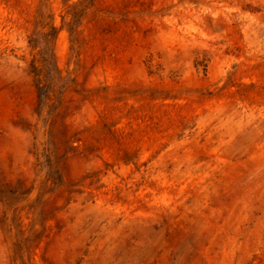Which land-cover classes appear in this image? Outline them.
Returning a JSON list of instances; mask_svg holds the SVG:
<instances>
[{
	"label": "rangeland",
	"instance_id": "obj_1",
	"mask_svg": "<svg viewBox=\"0 0 264 264\" xmlns=\"http://www.w3.org/2000/svg\"><path fill=\"white\" fill-rule=\"evenodd\" d=\"M0 264H264V0H0Z\"/></svg>",
	"mask_w": 264,
	"mask_h": 264
}]
</instances>
